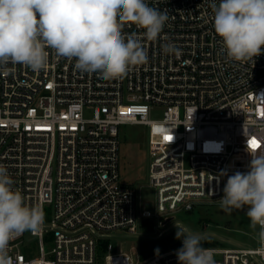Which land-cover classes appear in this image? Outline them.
I'll list each match as a JSON object with an SVG mask.
<instances>
[{"label": "built area", "instance_id": "2783aa9c", "mask_svg": "<svg viewBox=\"0 0 264 264\" xmlns=\"http://www.w3.org/2000/svg\"><path fill=\"white\" fill-rule=\"evenodd\" d=\"M146 2L167 11V39H142L149 61L123 78L81 72L51 49L41 71L0 67V164L26 202L45 212L42 230L9 243L13 264H179L182 238L142 259L112 251L109 238L117 230L137 234L150 218L169 231L174 225L161 222L168 212L221 200L228 177L249 170L250 153L264 154V53L228 58L213 27L212 0ZM123 31L142 38L144 29L126 23ZM168 42L182 55L165 54ZM124 123L148 128V182L155 189L149 209L120 179ZM203 247L216 264H264L258 240Z\"/></svg>", "mask_w": 264, "mask_h": 264}, {"label": "clouds", "instance_id": "9594fccd", "mask_svg": "<svg viewBox=\"0 0 264 264\" xmlns=\"http://www.w3.org/2000/svg\"><path fill=\"white\" fill-rule=\"evenodd\" d=\"M213 27L228 58L248 61L264 53V0H212ZM169 20L167 11L146 0H0V67L23 65L33 71L47 68L50 51L75 60V69L104 80L120 79L148 63L142 39L157 41ZM126 23L144 29L125 34ZM165 54L179 57L174 43L162 44ZM247 172L230 175L220 206L225 211L245 209L257 233V254L264 256V154L250 153ZM8 169L0 164V264H13L9 243L18 235L39 232L45 212L30 205L14 187ZM179 264H216L214 253L202 245L203 237L175 223ZM157 254L159 250L157 249Z\"/></svg>", "mask_w": 264, "mask_h": 264}, {"label": "rangeland", "instance_id": "374dc122", "mask_svg": "<svg viewBox=\"0 0 264 264\" xmlns=\"http://www.w3.org/2000/svg\"><path fill=\"white\" fill-rule=\"evenodd\" d=\"M153 117L156 118L157 115ZM148 128L137 123H124L119 126V174L123 183L134 186L137 190L138 205L154 204L155 189L148 182ZM162 218L166 226L174 225L169 231L161 232L160 225L154 218L152 228L138 224L137 234H127L122 230L115 231L109 238L114 252H127L134 259H142L139 250L147 251L150 247L159 252L168 250L172 244H161L158 241L170 232L176 231L175 223L188 227L203 237L210 238L213 245L218 246H254L257 244L259 229L250 227V220L245 209L225 211L220 206V200H200L191 209H178ZM163 224V225H164ZM159 230V231H158ZM178 244V243H177ZM157 252V251H156Z\"/></svg>", "mask_w": 264, "mask_h": 264}, {"label": "trees", "instance_id": "16d2710c", "mask_svg": "<svg viewBox=\"0 0 264 264\" xmlns=\"http://www.w3.org/2000/svg\"><path fill=\"white\" fill-rule=\"evenodd\" d=\"M143 227V226H146V227H150L152 228L153 225H152V221L149 220V219H144L141 221L140 223V227ZM203 237V236H202ZM107 239H105L102 244L104 245L106 243ZM213 242L210 238H207V237H203V240H202V245L203 246H209V245H213ZM158 243H161V244H167V245H174L172 246L171 248H176L178 245H179V239L176 238V231H172L170 232L167 236L161 238ZM178 243V244H177ZM170 249V248H169ZM156 251H154L153 248H149L147 251H144L143 249H140L139 250V254H140V257L141 258H146L147 256L155 253Z\"/></svg>", "mask_w": 264, "mask_h": 264}, {"label": "snow or ice", "instance_id": "6c2138e0", "mask_svg": "<svg viewBox=\"0 0 264 264\" xmlns=\"http://www.w3.org/2000/svg\"><path fill=\"white\" fill-rule=\"evenodd\" d=\"M165 139H172V137L171 136H167V137H165ZM249 143H250V146L255 150V148L256 147H258L259 145H258V142L255 140V139H253V140H251V141H249Z\"/></svg>", "mask_w": 264, "mask_h": 264}, {"label": "water", "instance_id": "95a60500", "mask_svg": "<svg viewBox=\"0 0 264 264\" xmlns=\"http://www.w3.org/2000/svg\"><path fill=\"white\" fill-rule=\"evenodd\" d=\"M144 206H145L147 209H149V208L151 207V205H150L149 203H146Z\"/></svg>", "mask_w": 264, "mask_h": 264}]
</instances>
